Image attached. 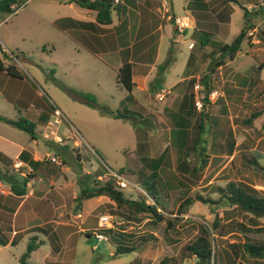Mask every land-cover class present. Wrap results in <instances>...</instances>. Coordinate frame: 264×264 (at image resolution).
Segmentation results:
<instances>
[{
    "label": "rangeland",
    "instance_id": "374dc122",
    "mask_svg": "<svg viewBox=\"0 0 264 264\" xmlns=\"http://www.w3.org/2000/svg\"><path fill=\"white\" fill-rule=\"evenodd\" d=\"M166 1L170 6V0ZM174 2L178 7L182 0ZM259 3L257 2L261 5ZM16 6V13L0 14V34L10 37L16 46L7 49L5 54L8 56L1 52V58L17 65L34 84L37 92L41 93L40 96L34 94V105H40L44 110L43 114L49 115L47 120L53 122L51 129L60 125L67 142L65 147H54L53 136L50 135L48 141L51 146H47L44 134L50 129L42 127L37 132L36 151L41 155H45V152L57 154L54 156L60 159L61 165L65 162L78 167L82 160V165L91 175L88 185L95 180L105 181L113 177L106 174L104 169L118 173L125 180L126 186L122 187V191L129 199L146 195L141 182L143 178H150L148 176L155 171L158 176L156 194L160 205L157 213L161 219L147 213H130L125 205L118 206L115 202L111 206L103 203L91 213L90 222L94 233L102 232L107 239L99 241L94 235L87 239L83 233L79 234L75 238L74 250L63 255L64 264H136L134 260L138 256L139 264H156L160 260H165L168 264H196V256L186 246L199 235L200 224L211 229L214 219L218 223L215 230L211 229L212 256L209 264H250L249 259L252 257L242 246L246 242L264 243V218L254 219L237 207L219 203L218 187H223L228 181H236L264 191V112L260 111L259 118L250 125L244 122L248 113L241 116L242 123L238 125V129L245 145L229 160V148L235 142L232 128L226 123L218 124L217 128L214 122L216 114L212 116L209 109L208 114H202L206 125L201 132V140H206V147L213 140L214 146L210 152L213 155L207 156L206 164L199 165L197 170L180 171L175 165L185 158V138L178 141L175 139V131L171 133L168 130L172 126L180 127L177 124L171 125L168 120L176 123L180 109L174 111L175 108H172L170 110L174 113L169 114V109L163 112V107L169 97L180 96L182 86L172 89L171 94L169 91L161 101L155 98L154 91L150 97L147 92L140 91L133 95L132 91H126L116 82V73L103 63V59L96 58L83 49L77 51L73 41L49 23L51 18L60 14L57 9L58 0H18ZM237 11L239 14L234 15V25L227 39L229 42L239 31L238 25L243 24V18L238 19L239 22L236 20L242 13L239 9ZM261 29L264 30L262 21L258 24L256 36ZM179 41L178 36H174V49L168 55L170 63L167 67L171 66L172 80L176 78L175 71L181 70L185 62V56L179 54L176 44ZM199 45L196 47L199 48ZM186 46L187 40L182 42L184 54L187 52ZM243 58L245 65L241 68L252 61L251 56L244 55ZM261 76H264V67ZM199 79L201 76L195 78L193 83ZM83 96L89 97L97 105H89ZM134 96L138 97L139 103L132 101ZM140 103L144 107L141 108L138 105ZM101 106L115 114L119 112L121 116L116 118L110 113H104ZM56 110L59 115L55 114ZM19 117L21 116L14 119ZM56 118L58 121L55 122ZM238 132L236 131L237 134ZM218 137L221 139L220 143H217ZM73 141H77L74 142L76 146ZM162 151L163 159L167 162L160 160L157 169L140 159L146 155L157 156ZM220 152H226L228 157L220 156ZM192 154L190 151L189 164H196L198 158H193ZM210 158L211 164L205 170ZM253 159H257L258 164ZM141 164L142 170L138 171ZM119 169L124 170L119 173ZM79 176L83 177L82 172ZM113 178L116 183V178ZM198 195L217 202H202L197 199ZM145 198L146 203H155L153 198ZM187 199H190L189 202ZM100 213L111 216L110 229L97 228ZM117 245L133 246L134 249L112 255L111 252L115 251ZM231 245H235L238 250L239 259L236 262L231 260L234 256ZM41 249L39 256L43 257L46 247ZM18 251L19 248H16L14 256ZM5 256L6 254L0 259V264H5ZM7 264L18 262L13 257Z\"/></svg>",
    "mask_w": 264,
    "mask_h": 264
},
{
    "label": "crops",
    "instance_id": "0c3cea01",
    "mask_svg": "<svg viewBox=\"0 0 264 264\" xmlns=\"http://www.w3.org/2000/svg\"><path fill=\"white\" fill-rule=\"evenodd\" d=\"M239 1L249 11L250 23L253 26L248 30L234 58L216 68L213 73L208 71L210 55L216 54L220 44L229 42L227 39L234 25V15L239 14L238 9L242 13L239 17L237 16V22H239L238 19L243 18V24H239L238 27L241 29L244 25L243 9L233 1L182 0L177 7L174 0H170L171 14L190 17V26L181 32L164 17L160 0H119V3L115 4L118 9L111 11V21L107 24L97 21L95 10L83 7L72 0H58L57 9L60 14L51 18L49 23L63 36H68L77 51L83 49L92 56L103 59V63L114 73L123 62H130L132 80L135 83L133 95L140 91L147 92L150 97L151 92L155 93L158 88L164 86L168 87L171 94L172 89L182 86L180 96L169 97L163 107V112H166L167 108L169 110L175 108L174 111L180 109L176 123L168 119L171 125L177 124L180 127L172 126L173 128L169 127L168 130L171 133L175 131V139L178 141L182 137L185 138L187 148L191 145L195 132L199 131V126L206 125L202 114H208L210 109L212 116L216 114L214 122L217 128L218 124L223 123L232 128V138L235 142L232 152L228 154L231 160L245 145L242 133L238 129V125L242 123L241 116L248 113L249 118L255 113L256 116L251 119V122H254L264 112L262 109L264 108V76H261L262 68H259L264 63V40L260 39L259 35L256 36L259 22H264V1ZM174 36H178L180 40L175 43L179 47V54L185 56V62L181 70L175 71L174 80H172L171 66L166 67L161 77L154 80L158 65L174 49L172 42ZM186 40L187 52L184 54L182 42ZM0 43L6 49L16 47L10 37L5 34H0ZM197 44H200L199 48L196 47ZM1 55L0 53V62L4 66L12 64L18 71L19 77L0 70V115L10 119L20 115L34 123L35 128L34 136L31 137L24 130L0 120V152L12 159V164L7 167V171L0 164V172L5 171L27 178L24 194L15 196L10 191L7 194H0V259H3L6 254L5 264L13 257L20 264L19 257L25 251L28 241L34 238L38 246L30 253V263L64 264L62 257L74 250L75 238L79 234L83 233L87 239L94 235L90 222L91 213L103 203L111 206L114 201L105 195L93 196L82 201L80 210H74L75 198L81 188L79 185L82 183L79 173L82 172L83 175L91 177L90 171L85 170L82 160L78 167L65 164L64 160L63 165H56L48 158L57 154L45 152V155H41L36 151L38 129L47 127L49 117L43 114L44 110L39 107L40 105H34V94L37 93L40 96L41 93L37 92L34 84L24 76L17 65L4 61ZM244 55L251 56L252 61L241 68L245 65L243 64ZM24 60L27 59L24 58ZM200 76L205 77L210 88L219 87L220 94L202 111H197L193 97L189 95L191 90L188 85L189 81ZM152 85L155 88L152 89ZM134 98L132 101L139 103L138 97L134 96ZM138 105L141 108L144 107L141 103ZM254 108L256 110H253ZM169 110V114L174 113ZM236 131H239L238 134ZM53 132V146L65 147L67 142L64 140V130L60 125L53 129ZM58 138L62 140L58 141ZM220 140L218 137L217 143H220ZM46 141L48 142L46 145L51 146L49 141ZM74 142L77 141H73V145L76 146ZM207 145L205 153L212 157L213 154L210 152L214 146L213 140ZM23 151H26L25 158H20ZM162 152L157 156L146 155L140 159L152 167V159L164 155V151ZM220 156L228 157L226 152H220ZM146 159L151 160L146 161ZM211 159L208 160L205 170L209 168ZM30 160L35 164H31ZM182 163L188 165L187 169L179 168ZM199 165H201L199 158L196 164H189V158L186 156L176 163L175 168L190 172L193 166ZM138 169V171L142 170V164ZM104 170L107 174V170ZM152 174L153 172L148 177ZM0 180L7 185L5 180ZM83 181L82 185H88V179ZM100 215L103 214L100 213L98 217ZM44 247L46 251H43L46 254L40 257L41 248ZM16 248H19V251L14 256L13 252ZM111 253L115 255V251ZM238 259L233 256L231 260L236 262ZM263 260L264 258L249 259L250 264H262ZM134 262L139 264V256Z\"/></svg>",
    "mask_w": 264,
    "mask_h": 264
},
{
    "label": "trees",
    "instance_id": "16d2710c",
    "mask_svg": "<svg viewBox=\"0 0 264 264\" xmlns=\"http://www.w3.org/2000/svg\"><path fill=\"white\" fill-rule=\"evenodd\" d=\"M75 3L95 10L96 11V19L99 23L107 24L110 23L111 17L110 13L112 10H117L118 7L113 4L110 0H85L84 2H80L79 0H72ZM225 1H233L239 4V6L243 9V17H244V25L240 29L239 33L227 43H222L218 46L216 54L210 55V62L208 65V71L213 73L216 68L223 65L226 61H229L234 58L238 50L240 49L241 43L245 38L248 30L253 26L250 23L249 19V11L245 6L241 4L239 0H225ZM18 0H0V14L10 13L17 9L16 3ZM262 34V35H261ZM260 39L264 40V30H260L259 34ZM4 56H8L4 53ZM170 63V56L167 57L164 62L160 63L157 68V75L154 80L159 79L161 77V73L163 70L169 65ZM264 63H262L259 68H263ZM0 70H5L14 77H19L18 71L12 64H8L4 66L0 62ZM116 82L122 86L126 91L131 92L135 87V83L132 80V65L130 62L125 61L122 63L120 68L117 70L115 75ZM201 82L204 84V88L206 91L210 90V87L207 83L205 77H201ZM192 83L193 80L190 81L189 89L191 92L189 95L193 97L192 91ZM155 88L152 85V89ZM85 97V96H83ZM86 102L89 105H97L92 99L90 100L89 97H85ZM101 109L104 113H110V115L114 117H120L121 113L115 114L108 110V108L101 106ZM256 115L253 113L248 119L244 120L245 123H250L251 119L254 118ZM0 120L4 121L7 124L13 125L18 129L24 130L27 132L31 137L34 136V128L35 125L31 121L19 117L17 119H9L6 117L0 116ZM198 130V129H197ZM203 130V125L199 126V131H196L194 134V139L189 147L186 148V152L184 153L185 157L189 158L190 151L193 152V158L197 157L200 159V164L203 166L206 164L207 155L206 151V140H201V132ZM233 150V146L229 148V153ZM26 151H23L20 154V158H25ZM196 155V156H195ZM163 159V155L158 158L152 159V167L157 169L160 165V160ZM254 163L257 162V159L252 160ZM31 164H35L34 161L30 160ZM0 164L5 167L7 171V167L12 164V159L6 157L0 152ZM258 164V162L256 163ZM187 164L182 163L179 168L187 169ZM124 169H119V173H121ZM191 170H197V167L193 166ZM154 177L150 178H143L141 180L143 184V189L146 193L145 196L141 195L137 199H129L124 196L123 189L118 184L115 183L113 177L105 181H98L95 180L91 185H82L76 198H75V205L74 210L78 211L81 209L82 201L86 198H90L93 196L105 195L109 197L112 201L115 202L116 205H125L128 208L130 213H147L151 215L157 216L158 219H161L160 215L157 213V208L160 205L158 201V196L156 192L157 182L156 178L158 177L156 171L152 174ZM90 176L83 175L80 177V181L84 184V179H89ZM0 179H3L7 182V186L10 188V193L14 194L15 196H20L25 193L26 191V180L27 178L20 177L14 173H6L5 171L0 172ZM149 179V181H147ZM80 182V183H81ZM219 190V197L218 202L225 206H234L237 207L240 211L248 213L251 215V218L259 219L264 218V191L257 190L249 185L236 182V181H228L223 187H218ZM145 197H151L155 200V203L150 204L146 203ZM198 200H201L205 203H213L217 201H212L211 199H206L200 195L197 196ZM190 199H187L189 202ZM217 221L214 219L212 223V230L217 228ZM209 229L205 224H200V233L197 235L187 246L188 249L194 256L197 258L196 264H209L210 258L212 256V249H211V242L210 236L212 230ZM260 229V228H256ZM34 238H31L27 245L25 251L19 257L20 264H32L29 262L30 253L38 246V243L34 241ZM232 246V252L235 258H238V250H236L235 245ZM243 250L253 259L264 258V243H243L242 246ZM133 246H126V245H118L115 250V254L129 252L133 250ZM239 249V247H238ZM157 264H168L165 260H160Z\"/></svg>",
    "mask_w": 264,
    "mask_h": 264
},
{
    "label": "built area",
    "instance_id": "2783aa9c",
    "mask_svg": "<svg viewBox=\"0 0 264 264\" xmlns=\"http://www.w3.org/2000/svg\"><path fill=\"white\" fill-rule=\"evenodd\" d=\"M110 1H112L113 4L119 3V0H110ZM160 7L162 9L164 17L170 20L178 31L181 32L190 26V17L188 15L171 14L169 11V5L166 0H160ZM16 11L17 9H15L12 13H15ZM1 52L5 53L7 52V49L0 43V53ZM192 88H193L192 91H193L194 107L197 111H202L209 102L214 101L216 97L220 94V91L218 89H211L206 91L204 88V84L201 82V79L195 81L193 83ZM168 93L169 90L167 88L162 87L159 88L157 91H155L154 96L157 100L161 101L165 98L166 94ZM55 114L59 115L60 113L56 110ZM54 121L55 122L58 121V118H56ZM52 123L53 122L48 120L47 128H49L50 130L49 132H45L44 134L45 140H48L50 135L54 134L53 129H51V126L53 125ZM61 140H62L61 138H58V141ZM50 161L56 164H62L60 159H58L56 156H51ZM107 174L115 177L116 183L120 187L126 186L125 180L118 173L108 169ZM9 191L10 188L6 184H3L2 181L0 180V194H7ZM110 223H111L110 215L108 214L100 215L98 217L97 228L98 229L108 228L110 227ZM94 236L99 241L107 239L106 235L102 232H95Z\"/></svg>",
    "mask_w": 264,
    "mask_h": 264
},
{
    "label": "water",
    "instance_id": "95a60500",
    "mask_svg": "<svg viewBox=\"0 0 264 264\" xmlns=\"http://www.w3.org/2000/svg\"><path fill=\"white\" fill-rule=\"evenodd\" d=\"M80 2H84L85 0H79Z\"/></svg>",
    "mask_w": 264,
    "mask_h": 264
}]
</instances>
